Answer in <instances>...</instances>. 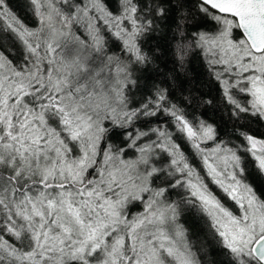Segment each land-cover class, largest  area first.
Instances as JSON below:
<instances>
[{
    "label": "snow or ice",
    "instance_id": "6c2138e0",
    "mask_svg": "<svg viewBox=\"0 0 264 264\" xmlns=\"http://www.w3.org/2000/svg\"><path fill=\"white\" fill-rule=\"evenodd\" d=\"M25 4L0 0V264H204L196 217L226 264H264V139L176 79L199 55L264 121V0Z\"/></svg>",
    "mask_w": 264,
    "mask_h": 264
},
{
    "label": "trees",
    "instance_id": "16d2710c",
    "mask_svg": "<svg viewBox=\"0 0 264 264\" xmlns=\"http://www.w3.org/2000/svg\"><path fill=\"white\" fill-rule=\"evenodd\" d=\"M12 5L16 6L15 0H11ZM190 3V0H189ZM187 11V9H185ZM158 43V41H152V46H155ZM161 44V48L163 49L165 46L164 41L159 42ZM171 47L169 46L167 48V52L165 53L163 50L159 51V55L163 56L164 59L161 61V63L167 62V67L169 69H173V64H172V55H171ZM175 71V69H173ZM171 76V74H170ZM176 79L181 82L182 86L186 90H192L196 89L200 94L205 96L208 100L212 97L213 95L217 93L216 88L213 87L211 84V81L209 80V76L207 75L204 67L202 64H198L197 60L192 56L187 64V67L185 69V72H176ZM173 96L175 99H180L181 97V92L179 88H174L173 90ZM218 99V95L215 97ZM217 101V100H216ZM212 108L208 104H204L196 109L197 113H204L202 115L208 116L209 117V111H211ZM212 113L217 112V111H211ZM226 114V121L222 124V126L226 128V130H220L221 133L227 131L231 132V129L239 123L240 125H246L255 135H257L259 138H264V121H259L255 120L254 118L249 119V120H240L237 122L236 120H232L227 111H224ZM211 113V114H212ZM223 112H217V116L221 117ZM224 114V115H225ZM223 118V117H222ZM221 118V119H222ZM230 121V122H228ZM228 122V123H227ZM231 124V125H230ZM222 127V128H223ZM201 238L199 239V244L200 248L203 249L206 252L205 256V263L207 264H226V257L222 254V251L218 250L213 242H211L210 239L207 237H204V235L200 236Z\"/></svg>",
    "mask_w": 264,
    "mask_h": 264
},
{
    "label": "rangeland",
    "instance_id": "374dc122",
    "mask_svg": "<svg viewBox=\"0 0 264 264\" xmlns=\"http://www.w3.org/2000/svg\"><path fill=\"white\" fill-rule=\"evenodd\" d=\"M9 3L11 5V7L17 12L19 13V15L21 17H24L29 23H33L34 21H32L31 19V16L30 14L28 13L27 11V8H26V4H25V0H15V4L16 6H13L12 5V2L11 0H9ZM159 55V53H157ZM196 60H197V63L198 64H202V66L204 67L207 75H208V72H207V68L202 60V58L199 56V55H194L193 56ZM209 76V75H208ZM209 80L211 81V84L213 85L214 88H216V91L217 93L215 94V96L213 95L212 99L210 98L209 100L211 101V103H208V105L212 108L213 111H217L218 113L219 112H223L221 117H216L217 116V112H214L212 113L211 111H209V117L208 116H204L202 114L204 113H197L201 118L207 120L208 122H211V123H214L217 127H218V130H226L227 126L224 128L222 126V124L220 123H224L226 120V114H225V110L227 111L229 117H230V114H229V107L228 105L226 104V102L223 100L222 96H221V93H220V89L219 87L216 85V83L209 77ZM218 95V99L216 98L215 100V97ZM212 113V114H211ZM225 114V115H224ZM223 117V118H222ZM222 118V119H221ZM225 118V119H224ZM233 121L235 120V118L233 117H230ZM230 122V121H228ZM227 122V123H228ZM231 125V124H230ZM223 127V128H222ZM247 130L250 131L251 134H253L254 136H256L257 138H259L257 135H255L248 127H247ZM221 132V131H220ZM227 138V137H226ZM259 139H264V138H259ZM262 191H264V189H261ZM187 226L189 227L190 229V237H191V240L193 242V244H195L197 247L200 246L199 244V239L201 238L200 236L204 235V237H207L208 239L211 240V242H213L214 246L222 251V249H220V247L217 245L216 243V240L213 238L212 236V233H211V230L209 229V227L207 226V223L205 222L204 219L202 218H199V217H196V218H188L187 221ZM200 248V247H199ZM201 255L203 256V259H204V264H207L205 263V256H206V252L202 249V252H201Z\"/></svg>",
    "mask_w": 264,
    "mask_h": 264
}]
</instances>
